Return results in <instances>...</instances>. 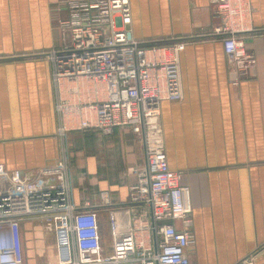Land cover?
<instances>
[{
  "label": "crops",
  "instance_id": "1",
  "mask_svg": "<svg viewBox=\"0 0 264 264\" xmlns=\"http://www.w3.org/2000/svg\"><path fill=\"white\" fill-rule=\"evenodd\" d=\"M66 1L0 0V163L9 170H33L57 156L49 63L37 53L62 44ZM129 3L136 38L186 41L183 98L160 103V123L168 167L187 186L189 264H236L248 256L264 264V0H250L254 30L245 44L254 65L237 85L211 35L219 20L210 0ZM66 138L74 147L70 198L96 210L109 253L110 212L131 215L125 202L145 162L141 142L128 127L108 135L69 131ZM104 190L110 204L97 205Z\"/></svg>",
  "mask_w": 264,
  "mask_h": 264
},
{
  "label": "built area",
  "instance_id": "2",
  "mask_svg": "<svg viewBox=\"0 0 264 264\" xmlns=\"http://www.w3.org/2000/svg\"><path fill=\"white\" fill-rule=\"evenodd\" d=\"M210 1L219 20L211 35L221 42L237 85L254 65L245 44L254 30L251 3ZM65 7L67 16L58 21L62 44L37 53L49 63L57 156L29 171L0 163V264H24L20 229L30 219H40L54 235L56 259L41 264H189L194 234L187 186L182 173L168 167L160 123V103L183 98L186 41L136 38L129 0H67ZM115 127H128L139 138L145 162L128 187L131 215L110 212L105 253L96 210L70 198L65 140L69 131L108 135ZM105 204L104 190L97 205ZM236 264L253 263L248 256Z\"/></svg>",
  "mask_w": 264,
  "mask_h": 264
},
{
  "label": "rangeland",
  "instance_id": "3",
  "mask_svg": "<svg viewBox=\"0 0 264 264\" xmlns=\"http://www.w3.org/2000/svg\"><path fill=\"white\" fill-rule=\"evenodd\" d=\"M65 144L68 157L72 156L74 147L71 148L67 138ZM20 233L24 264H41L46 259H56L54 235L45 232L40 219L25 220L21 224Z\"/></svg>",
  "mask_w": 264,
  "mask_h": 264
},
{
  "label": "trees",
  "instance_id": "4",
  "mask_svg": "<svg viewBox=\"0 0 264 264\" xmlns=\"http://www.w3.org/2000/svg\"><path fill=\"white\" fill-rule=\"evenodd\" d=\"M160 42H162V41H160ZM159 43V42H158Z\"/></svg>",
  "mask_w": 264,
  "mask_h": 264
}]
</instances>
